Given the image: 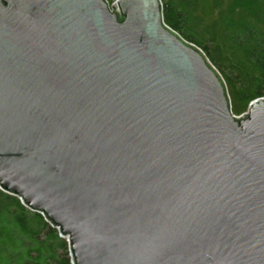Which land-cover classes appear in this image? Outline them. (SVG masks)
I'll return each mask as SVG.
<instances>
[{
    "label": "water",
    "instance_id": "water-1",
    "mask_svg": "<svg viewBox=\"0 0 264 264\" xmlns=\"http://www.w3.org/2000/svg\"><path fill=\"white\" fill-rule=\"evenodd\" d=\"M0 191L72 264H264V99L160 0H0Z\"/></svg>",
    "mask_w": 264,
    "mask_h": 264
},
{
    "label": "trees",
    "instance_id": "trees-1",
    "mask_svg": "<svg viewBox=\"0 0 264 264\" xmlns=\"http://www.w3.org/2000/svg\"><path fill=\"white\" fill-rule=\"evenodd\" d=\"M160 1L163 23L203 54L230 104L264 99V0ZM0 264H72L46 218L1 191Z\"/></svg>",
    "mask_w": 264,
    "mask_h": 264
},
{
    "label": "rangeland",
    "instance_id": "rangeland-1",
    "mask_svg": "<svg viewBox=\"0 0 264 264\" xmlns=\"http://www.w3.org/2000/svg\"><path fill=\"white\" fill-rule=\"evenodd\" d=\"M115 1L116 0H107V3L110 6ZM249 105L245 106V105L235 104L234 102H231V112H232L233 116L241 117L242 115H246L248 112Z\"/></svg>",
    "mask_w": 264,
    "mask_h": 264
}]
</instances>
